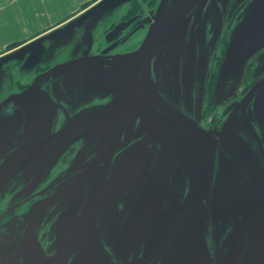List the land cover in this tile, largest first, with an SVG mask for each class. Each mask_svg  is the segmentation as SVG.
<instances>
[{"label":"flooded vegetation","instance_id":"af4514ba","mask_svg":"<svg viewBox=\"0 0 264 264\" xmlns=\"http://www.w3.org/2000/svg\"><path fill=\"white\" fill-rule=\"evenodd\" d=\"M136 1L131 0L127 4L126 13L134 9ZM179 1L160 0L153 16L143 15L145 3L144 6L139 5L138 13L113 22L108 17H101L112 4L107 0L100 13L94 11L87 20L67 23L57 34H70L75 26H81L85 21L84 32L89 41L91 32L93 42L94 30L104 22V39L107 43H114L122 36L128 39L130 30H124L141 21L140 27L146 28L140 45L154 16ZM230 1L221 0V4L217 0H191L153 38L147 78L142 73L143 56L122 60L111 57L134 51L139 45L107 52L104 49L92 51L90 47L75 52L64 61L55 57L42 68L52 69L53 73L44 77L47 80L40 88L51 85L63 89L65 85L61 82L67 76H73L71 91H66L71 99L59 101L63 109H52L47 117L52 122L60 112L65 124L51 125L53 131L44 133H53L46 143L43 142L49 146L46 151L55 148L59 141L60 152L56 153L55 159L44 154L31 159L33 157L29 156L34 154L33 150L30 153L26 151L24 157H17L15 155L21 146L18 143L0 156V264H264V251L258 237V231L264 232V163L259 157V148L245 134L234 135L235 130L239 131L237 127L234 130L232 123L229 121L227 124L220 116L207 122L197 121V124L189 117L181 122L174 118L178 111L175 106L178 85L174 83V68L177 71L180 67L186 68V64L193 67L199 63L215 71L221 68L228 55L236 52L235 59L237 61L238 57L241 65L246 55L251 53L248 61L243 63L245 70L264 69V46L252 51L254 48L249 50V47L253 41L234 49L231 43L228 44L231 17L227 18L226 14L232 9ZM129 19L133 20L116 37L106 38L117 23ZM262 37L255 41H261ZM39 42L18 48L13 53L15 87L22 89L33 82L35 71L39 69L34 66L39 49L33 47ZM20 63L34 64L30 74V68L26 67V74L31 75L27 82L17 76ZM83 66L99 71L110 85V102L102 105L103 102L92 99L89 104L95 107L91 111L82 110L87 104L82 102L83 98L77 99L76 94L82 74L80 67ZM154 66L159 68L156 77ZM61 70L64 72L52 78L56 71ZM133 70H137L135 78L131 77ZM213 75L209 72V78H214ZM119 81L125 82L126 87L122 95L114 96V83ZM250 81L256 82L252 78ZM230 83L228 94L232 95L240 89L242 80ZM239 95L242 100L245 93L240 90ZM253 95L252 91L250 97ZM16 97L30 107L27 100ZM70 100H76L73 104L76 110L64 108V101ZM242 106L237 117L242 114ZM30 115L27 112L28 123L34 116L33 112ZM196 141L201 143L194 148ZM84 148L87 149L85 152L82 151ZM201 156L205 161L212 157L213 164L209 186L198 208L206 211L201 218L207 223L214 217V206H222L225 202L226 208L224 206L217 218L212 219L213 224H222L223 241L153 239L154 232L160 234L166 230V216L174 217L177 229L185 221L200 218L194 217L193 211L191 216L187 214L193 204L185 202L179 205L176 199L187 195L183 188L187 175H192L189 166L193 157ZM243 156L247 160L244 164ZM159 157L161 165L139 200ZM245 165L249 175H256L257 181L253 204L249 207L241 198L244 190L240 180ZM40 171L43 174L35 176ZM212 185H216L218 190ZM218 193L222 200L215 203L214 195L219 196ZM151 197L156 201L147 206L146 199ZM239 212L245 216V239L235 261L231 239ZM247 232L254 236L253 260L248 262L244 261Z\"/></svg>","mask_w":264,"mask_h":264},{"label":"rangeland","instance_id":"374dc122","mask_svg":"<svg viewBox=\"0 0 264 264\" xmlns=\"http://www.w3.org/2000/svg\"><path fill=\"white\" fill-rule=\"evenodd\" d=\"M110 1L112 4L105 11H103L101 17H105L104 19L108 17L113 22H116L119 19H124L131 14L138 13L140 9L139 5H145V3H147V5L145 7L143 15L153 16L155 14L157 5L160 2V0H137L133 6L134 9L129 13H126V6L131 2V0ZM217 1L223 4V0L222 2L221 0ZM229 3L232 9L226 14L227 18L231 17V36L228 44L231 43L232 49H234L233 44L235 43V41L238 38L242 37L254 25L259 23L262 16L259 15V12L257 11H259L260 9L264 10V0H231ZM233 7L235 8V12H233ZM91 13L92 12H89L88 15H90ZM86 16L82 17L81 20H77L76 23L82 20H87ZM139 23H141V21H136L130 27L124 30H130L128 39L122 36L119 40H117L118 42L116 41L114 43H107L104 39V28L106 27V25H104V22H102V24H100V26L94 30L93 42H91V32L89 33L91 38L90 41L87 37V33L84 32L83 26L85 25V21H83V25L75 26L70 34H63L60 36H58L59 34H56L54 36L51 35V37H46L45 39L44 37L39 39L38 41H41L40 45L36 44L33 47L34 49H39L37 54L38 57L36 59L37 64L27 65L26 63H20L17 68V76L21 77V80L27 82V79H29L31 76L28 74H30L33 70L32 65H34L36 68L39 67V69L37 70L34 67L36 70V75L33 82H31L29 85H26L22 89L19 86L15 87L13 83V80L15 79V76L13 74V53L7 55V57L4 56L0 58V101L8 97L20 96L24 100L28 101V104L30 106L28 108V114L30 115L31 112H33L34 115H32L33 117L29 120L24 137L19 142L21 143V146L18 147L20 149L15 156L20 157L23 155L24 157L26 155L24 154L26 151H29L30 153V151L33 150L35 151L34 154H31L29 156L33 157L31 159H38L42 157L43 154L48 158L55 159L56 153L58 152L59 154L60 152L59 148L61 145H59V141L54 145L55 148L46 151V148H48L49 146H46L45 143L46 141H48L50 136L52 137L53 133H44L53 131L54 128L51 127V125L65 124L62 118L59 116L60 112L58 113L57 118H53L52 122H49V119L47 117L49 116V113L50 111H52V109H63L62 105L59 104V101L63 99L67 100L70 98V95H66V91H71L72 86L70 85V81L73 76H67V78L63 80L64 82H61V85H65L63 89H56L51 85L46 88H40V85L47 80L44 77L50 73H53L52 69L43 70L42 68L45 67L49 63V61L53 60L55 57H57L59 61H64L65 59L67 60L69 57H71V55H73L75 52H81L85 49L88 50L90 47L92 51L104 49L106 50V52L112 49L121 51L122 49L135 48L139 45L141 41L140 38L142 37L144 29L146 28H141V25ZM143 25H147V23H143ZM262 38V40L264 41V34ZM261 41H253L250 44L249 50H251L252 48H254L252 51L260 50L264 46V42ZM232 53L234 54L228 55L226 61L224 62L225 64L222 62L223 65H221V68L219 67V69L215 71L210 70L209 67L204 68L203 65H200L199 63H196L193 67H190L189 64H186V68L182 69V67H180L177 71L175 68L172 70V73H174L175 77L174 83L178 85V98L176 99L177 104L175 105L178 108V111H176V115H174V118L177 121L181 122V120H186L187 117H189V119H191L194 124H197V121H200V123L202 121L207 122L208 119H212L217 116L225 118V122L227 124L230 122L232 123L231 128L235 130L237 127V129L239 130H235L236 132L234 133V135L241 136L242 134H245L246 137H249V141L253 143V145H257L255 147L257 149L259 148V157L263 160L264 163V69L260 68L254 70H245V66H243V63H246V61H248L251 53H248V55H246L244 61L242 62V65L239 64L238 57L237 61L235 59L237 53ZM26 67L30 68L28 74H26ZM80 69L82 70V74L80 76V79H78L80 85L78 84V90L76 91V94L77 99L83 98L82 102L84 104H87V106L82 108V110H93L95 106L93 104H89L92 99L95 101L99 100L100 103L103 102L102 105L109 103L111 100V92L109 90L110 85L108 84V81L103 79L100 72L96 71L95 69L93 70V68L87 69V67L83 66L80 67ZM158 69L159 68L157 66H154V77H156V71H158ZM63 72L64 71L62 70L56 71V73L54 74L55 76H53L52 78L58 76ZM132 72L133 73L131 77H137V70H133ZM209 72L215 74L213 75L214 78H209ZM176 73L178 74L177 76ZM251 78L253 80H256V82L251 83ZM239 79L242 80L240 89H237L232 93V95H229L228 87L231 84L230 82H235ZM123 83L125 82L119 81L114 83V96H116L118 93L120 95L124 93L123 88H125L126 86ZM232 86L234 87V85ZM240 90L245 93L242 100L239 99ZM28 91L30 92L28 93ZM252 91L254 92V95L253 97H250ZM50 94L53 97H50ZM65 95L67 97H65ZM75 101L76 100H70L66 102L64 101V105H66L64 106V108L76 110L73 107ZM241 104H243L241 111L242 114L241 116L237 117V111ZM164 114L167 113L164 112ZM66 120L68 119L66 118ZM174 125L175 127L177 126V124ZM198 143L201 142L196 141L194 144V148L199 147L197 145ZM86 150L87 149L84 148L82 151L85 152ZM89 153L92 152L89 151ZM242 159L244 161L243 164L247 162L244 156L242 157ZM212 164V157H209L206 161L202 156L201 158L195 159L193 157L192 164L189 166L190 170L192 171V175H187L188 177L185 176L187 177L185 178L186 181L183 180L186 184L183 190H187V195L182 196L180 199H176V201L180 202L179 205L185 202L195 204L199 201L201 196L200 193L207 181L209 186ZM243 168L245 171H243L241 174L242 180H240V183H242V190H244V193L241 198H243V201L249 207L251 206V204H253L252 201L254 200L257 181L256 175H249V170L246 169V165ZM40 174H43V171L36 172L35 176L38 177ZM156 185L158 186V182L156 183ZM212 186L215 188V190H218V187L216 185ZM218 195L219 196L214 195L215 203H218L222 200L219 193ZM224 200H226V202L228 201L227 198H225ZM155 201L156 199L152 197L149 199L147 198L146 205L148 206L151 204V202ZM262 204L264 205V197L262 199ZM218 205H221V203H219ZM224 206L226 208L225 202L222 206H214V211L216 212L213 211L214 217L212 219L215 220L217 218L219 210H221ZM133 208L135 209V205L133 206ZM192 211L194 217L197 216L200 218L198 220L191 219L190 221H185V224L183 226L180 225L178 229L176 228L177 225L174 223V217L166 216L168 218H166V230L160 234L154 232V234H152L153 239L157 238L159 241H165V238L169 237L171 241H175L178 239L181 241H223L224 228L221 223L215 225L210 218L206 223L205 219L203 220L201 218L206 213V211H204L202 208L189 209L187 214L191 216ZM224 211L225 210H223V212ZM258 237L261 241V249L262 251H264V232L258 231ZM246 241H248V243L244 261L246 260V262H248L253 260L252 257L254 254V236L251 234V232L246 233ZM194 244H196V242H194Z\"/></svg>","mask_w":264,"mask_h":264},{"label":"water","instance_id":"95a60500","mask_svg":"<svg viewBox=\"0 0 264 264\" xmlns=\"http://www.w3.org/2000/svg\"><path fill=\"white\" fill-rule=\"evenodd\" d=\"M104 1L102 0L94 7V11L100 13L104 7ZM191 0H181L178 3L171 5L161 12L157 13L152 22L150 23L148 30L139 45V47L131 51L129 53L118 54L116 56H111L116 60H122L125 57H131L135 55H141L144 57L142 73L147 78L150 72V60L152 56L150 44L156 34L166 26L177 14L182 12L190 3ZM264 7V6H263ZM264 9V8H263ZM259 15L262 16L260 18L259 23L254 25L251 29H249L242 37L238 38L233 44L235 48L245 46L252 41L258 40L264 34V10H259ZM133 19H129L127 21H121L117 23L106 35L108 40L116 37L119 32L124 29ZM29 93V91H28ZM19 97V96H18ZM28 105L27 103H22V101L17 99V97H8L0 102V156L10 151L16 144H18L22 137L24 136L27 127H28V119H27ZM161 165V158L159 157L152 172L150 174L149 180L147 181V185L144 189H142L139 200L143 197L144 192L148 189L152 178L154 177L156 171L159 169ZM209 178V176H208ZM208 181L203 186L201 191V196L199 202L193 205H190V209L198 208L201 205V200L203 197V193L207 189ZM235 217V224L232 233V248H233V259L236 261L240 256L243 241L245 239V216L243 212H239Z\"/></svg>","mask_w":264,"mask_h":264},{"label":"crops","instance_id":"0c3cea01","mask_svg":"<svg viewBox=\"0 0 264 264\" xmlns=\"http://www.w3.org/2000/svg\"><path fill=\"white\" fill-rule=\"evenodd\" d=\"M101 1L0 0V58L43 37L54 36L67 23L90 16Z\"/></svg>","mask_w":264,"mask_h":264}]
</instances>
